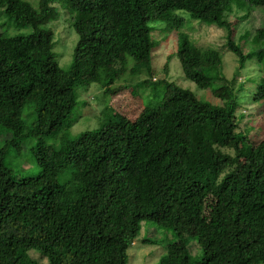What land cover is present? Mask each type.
Returning <instances> with one entry per match:
<instances>
[{"label": "trees", "instance_id": "trees-1", "mask_svg": "<svg viewBox=\"0 0 264 264\" xmlns=\"http://www.w3.org/2000/svg\"><path fill=\"white\" fill-rule=\"evenodd\" d=\"M57 3L77 35L68 69L53 51ZM243 4L264 0H0L31 30L0 35V135H9L0 147V264H127L144 222L176 238L158 264H264V137L237 135L236 98L202 102L155 80L151 65L153 34L172 30L185 79L215 96V82L232 87L220 52L182 28L187 15L224 29L223 48L243 68L231 16ZM255 35L264 42V27ZM127 72L144 75L136 88L160 87L159 105L133 120L113 105L96 129L71 137L77 90L109 87ZM253 99L264 100V77ZM23 145L40 171L15 178L5 157Z\"/></svg>", "mask_w": 264, "mask_h": 264}, {"label": "rangeland", "instance_id": "rangeland-1", "mask_svg": "<svg viewBox=\"0 0 264 264\" xmlns=\"http://www.w3.org/2000/svg\"><path fill=\"white\" fill-rule=\"evenodd\" d=\"M36 6L38 0H25ZM60 12L58 19L49 24L54 33L55 59L61 69H68L72 62V51L77 41V35L71 27L70 20L60 10L63 4H55ZM60 8V9H59ZM65 8V7H64ZM66 11V10H64ZM181 15V13H179ZM247 15L245 20L240 17ZM233 40L243 47L246 60L243 68H240L237 57L226 47V31L215 25H208L184 15L185 23L182 31L201 44H206L217 49L221 55V72L227 80L236 77L232 87L224 82H215L212 89L218 88V96L211 93L209 89H199L194 83L185 79L180 63L175 56L176 32L156 31L153 39L159 44L152 52V70L155 80L172 82L178 87L193 93L200 101L213 105H222L224 101L236 98L238 102L237 117L241 122L237 131L238 136H247L249 140L255 141L264 137V100L253 99L258 81L264 77V42L256 40V30L264 27V7H252L243 4L233 11ZM200 27L201 29H199ZM31 30L18 26L13 19L8 17L0 8V35L12 37L27 35ZM239 41V39H241ZM168 61L166 71L164 64ZM129 61V66L131 65ZM144 75H130L129 72L109 87H101L98 84H91L88 87H81L77 90L78 99L76 109L72 117H79L70 129L71 137L77 136L84 131L96 129L103 121V113L113 105L115 110L124 114L128 119L133 120L139 110L146 107L159 105L162 97L160 87L151 83L149 86L136 85L144 80ZM9 135H0V147L8 139ZM249 144H244V150ZM29 151L23 145L19 152H10L5 157L6 167L11 169L15 178L35 176L40 168L35 166L29 159ZM150 239L154 242L144 244L140 239ZM171 231L159 228L151 222L142 224L139 237L127 251V264H158L159 259L165 254L167 243L175 241ZM193 247V245H192ZM198 248V247H197ZM200 249H191L193 259L199 258ZM37 257V255H34ZM47 261L44 260V264Z\"/></svg>", "mask_w": 264, "mask_h": 264}]
</instances>
